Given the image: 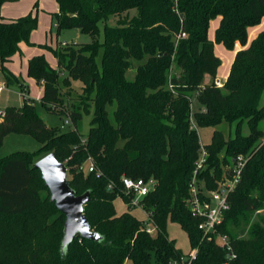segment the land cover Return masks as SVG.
Returning <instances> with one entry per match:
<instances>
[{
  "label": "trees",
  "instance_id": "1",
  "mask_svg": "<svg viewBox=\"0 0 264 264\" xmlns=\"http://www.w3.org/2000/svg\"><path fill=\"white\" fill-rule=\"evenodd\" d=\"M5 1L0 0V71L7 86L18 82L26 93L5 64L20 52L21 44L32 45L29 37L37 28V17L29 13L5 20ZM56 2V32L75 29L91 42L63 47L60 43L55 49L39 45L52 53L56 69L43 54L27 64V76L43 89L41 105L65 116L68 131L48 127L34 100L5 108L0 146L8 135L17 134L33 137L40 148L0 158V264H171L185 254L169 237L168 222L177 223L190 250H197L191 264H264V214L252 220L264 210V31L248 44V29L264 17V0ZM218 17L212 42L209 23ZM112 18L117 19L115 25L109 24ZM214 43L229 51L236 43L243 47L221 88L214 84L221 65ZM133 63L135 76L128 80ZM205 76L209 83H204ZM73 82L82 84L83 102L68 110L64 96ZM193 99L198 105L194 111ZM91 105L83 136L78 127ZM243 125L247 134L241 132ZM220 126L229 128L228 138ZM196 128L214 129L210 143L203 146L204 167L197 173L205 189H215L237 156L247 157L217 227L228 237L231 254L203 237L200 221L185 203L201 151ZM50 153L65 165L75 195L89 192L83 214L91 231L101 237L98 242L77 235L62 248L65 218L34 168ZM89 160L94 171L85 173L80 167ZM122 177L153 181L149 194L139 201L153 234L130 212L116 213V198L132 207L133 195L125 192ZM43 190L45 198L40 195ZM240 229H247L246 236L239 237Z\"/></svg>",
  "mask_w": 264,
  "mask_h": 264
},
{
  "label": "rangeland",
  "instance_id": "2",
  "mask_svg": "<svg viewBox=\"0 0 264 264\" xmlns=\"http://www.w3.org/2000/svg\"><path fill=\"white\" fill-rule=\"evenodd\" d=\"M43 5L48 8H53L56 6V0H42ZM33 5V15L37 16V19L39 22L38 15L41 14V10L38 8V5L35 7V3H32ZM43 13V12H42ZM49 14L50 17H52L54 12H46L45 14ZM52 14V15H51ZM52 19V26L50 28L49 22L48 24H45L44 20L41 19V21L38 23L37 31L42 32L43 38L45 39L44 36V30L47 31V41L46 43L50 42V39H52V45H55V40H56V30L54 28L55 21L53 18ZM116 18H112L109 21L110 25H115L116 23ZM58 40L59 42H64L67 44H88L91 42V38L88 35L81 34L78 30L72 29V30H61L58 33ZM45 43V42H43ZM64 43H62L61 47L64 46ZM39 47V46H38ZM37 47V48H38ZM40 48V47H39ZM225 51H229L222 47ZM46 55H48L46 53ZM49 56V55H48ZM54 57V56H53ZM46 59V58H45ZM47 61V60H46ZM52 65L54 62H52ZM137 64L133 63L132 67L127 71L126 73V79L128 80H133L135 76V70H136ZM12 70L11 73L18 78H21L22 80L25 81V85L28 87V91L26 93H23L20 88L18 87V82L14 83L12 86H7L5 84V79L0 71V86L4 87V90L1 92L0 96V110L5 109L6 106H13V107H19L23 104L24 99H31L34 100L35 102V108L39 116L42 118L44 123L48 127L52 128H58L61 131H68L70 129L69 125H65L64 121L66 120V117H59L56 114H52L47 112L43 106L40 103V89H38L35 84L28 80L27 77L22 73V66L19 62H14L12 65ZM222 70H225V68ZM209 77V76H208ZM210 78V77H209ZM19 81V79H18ZM20 83V81H19ZM205 83V79H204ZM24 86V85H23ZM82 84L80 82H73L72 83V89L69 93H67L64 96V102L65 106L68 110L76 107L78 104L83 102L82 98ZM64 92V91H63ZM66 92V91H65ZM84 107V105H83ZM198 105L196 104L195 100L193 99L192 101V111H194ZM113 108H109V116L110 119L111 117V112ZM91 113H92V105L90 107V114L89 115H84L82 117V120L80 121L79 124V132L85 136L88 132L89 129V120L91 119ZM70 123V122H69ZM262 132L264 134V125H261ZM218 129H222V131L225 134V137L228 138L230 135L229 128L227 126H220ZM197 131V136L199 139V143L201 146L208 145L211 141V136L214 131L212 128H196ZM242 134H247L248 129L246 125L242 126L241 129ZM40 148V144L37 142L36 139L30 136L26 135H17V134H11L8 135L4 141L3 144L0 146V158L6 157L16 151H22V152H35ZM224 158V154H220V159ZM222 163H220L219 167L222 168L223 171H226L227 166H221ZM87 164H85L86 166ZM212 172V170L210 171ZM69 178V176H67ZM203 181L199 182L198 186H203ZM40 195L42 198H45L47 196V192L45 190L40 192ZM114 208L116 213L121 214L123 212H130L136 219L138 220H144L146 221V213L145 211L139 207H129L121 198H116L114 201ZM264 214V210L258 211L252 216V220H255L257 216ZM241 231L238 232L239 237H244L246 236V230L240 229ZM167 233L169 237L173 240H175L176 246L178 249H180L183 253H187L189 251V241L186 233L180 228V226L177 223L174 222H168L167 224Z\"/></svg>",
  "mask_w": 264,
  "mask_h": 264
},
{
  "label": "built area",
  "instance_id": "3",
  "mask_svg": "<svg viewBox=\"0 0 264 264\" xmlns=\"http://www.w3.org/2000/svg\"><path fill=\"white\" fill-rule=\"evenodd\" d=\"M180 37H185V34L182 33ZM214 84L217 88L223 86L218 80H215ZM1 91L2 87L0 86V93ZM4 115L5 110H1L0 118H3ZM64 123L68 126L69 120L66 119ZM206 155L203 146H201L199 159L189 184V195L185 203L190 214L200 221L198 229L201 231L203 237L209 241H214L221 249H225L230 253L231 248L228 237L221 235L217 231V227L221 223L223 213L228 209V196L240 181L242 170L247 163V157L242 155L237 156L232 165L227 168L228 174H224L221 180L216 181L215 189L207 190L204 188V185L202 187L198 186L199 181L197 179V173L204 167ZM86 164V166H81L80 170L85 173L93 172L91 161L89 160ZM121 182L125 192L133 195L130 203L132 207L139 206V201L149 194L154 184L152 180L144 181L143 179H131L128 177H122ZM111 188L112 185L109 184L108 190ZM143 224L147 233H154V228L148 220L147 222H143ZM196 253L197 250L192 249L180 259L172 261L171 264H191L196 257Z\"/></svg>",
  "mask_w": 264,
  "mask_h": 264
},
{
  "label": "crops",
  "instance_id": "4",
  "mask_svg": "<svg viewBox=\"0 0 264 264\" xmlns=\"http://www.w3.org/2000/svg\"><path fill=\"white\" fill-rule=\"evenodd\" d=\"M32 3H37L38 8L43 12H41V14L38 15L39 18V22L42 20H44L45 24H48L49 22V26L51 28L52 26V19L53 17H50L49 14H45L46 12H54L53 14L58 12V4L56 2V6L53 8H48L45 7L43 5L42 0H6L3 5L1 6V15L3 17V19L5 20H12V19H16L22 16H25L29 13L33 14V5ZM52 15V14H51ZM37 17V16H36ZM38 21V19H37ZM37 22V27H38V23ZM220 23V18H215L213 20L210 21L209 23V28H208V32H207V36L208 39L212 42H214L215 39V31L218 28ZM55 28V25H54ZM264 31V17L261 20V23L258 26L255 27H251L248 29V44L256 38V36L260 33ZM59 33V32H58ZM58 33L56 32V40H55V45H52V39H50L49 43L47 41V31L44 30V36L45 39L43 38V34L40 31H37V28L30 34L29 37V41L32 45H27V44H21L20 45V52L18 54H15L12 58L11 61H9L8 63L5 64V66L8 68L9 71H11L12 65L14 62H19L22 66V73H24V75L27 77L28 80L32 81L35 86L40 89V96H42V87L37 85L35 83V81L32 78H29L27 76V64L28 61L37 55L43 54L44 57L47 60V63L49 64V66L52 69H56L57 68V61L56 59L53 57L52 53L46 49H42L39 48V45H46L52 49H55L57 46H59L60 43H64V42H59L58 40ZM45 42V43H43ZM38 47V48H37ZM222 47H224L222 44H216L214 43L213 46V51L214 54L220 59L221 61V65L219 66V68L217 69V73H216V80L220 81L222 84H224V82L226 81V78L229 74V70L231 67V64L233 62L234 56L235 54L240 51L241 49H243V47L239 44L236 43L234 46V49L232 51H225ZM46 53L49 55H46ZM52 62H54V64L56 65H52ZM222 68L225 70H222ZM17 77V76H16ZM20 83L24 85V87L26 88V91H28V87L24 84L25 81L22 80L21 78H18ZM210 78L208 76H205V83H209ZM2 87V91L4 90V87ZM1 91V92H2ZM1 96V93H0ZM31 100V99H29ZM8 107V106H6ZM5 110V109H2ZM1 111V110H0ZM1 121V118H0ZM202 145V144H201ZM124 213V212H123ZM146 213V212H145ZM118 214V213H117ZM119 215V214H118ZM148 220V214L146 213V221L141 220L142 222H147ZM177 247V246H176ZM189 251H190V247H189ZM188 251V252H189ZM187 252V253H188ZM184 253V254H187Z\"/></svg>",
  "mask_w": 264,
  "mask_h": 264
},
{
  "label": "water",
  "instance_id": "5",
  "mask_svg": "<svg viewBox=\"0 0 264 264\" xmlns=\"http://www.w3.org/2000/svg\"><path fill=\"white\" fill-rule=\"evenodd\" d=\"M34 168L39 170L49 194L50 201L54 203L57 210L63 214V238L62 248H66L79 235L81 238L98 242L101 237L91 231V227L83 214L84 205L89 199V192L76 196L68 182L67 169L50 153L35 164Z\"/></svg>",
  "mask_w": 264,
  "mask_h": 264
}]
</instances>
